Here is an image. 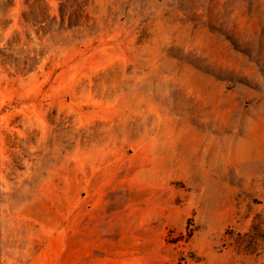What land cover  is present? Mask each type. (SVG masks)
I'll use <instances>...</instances> for the list:
<instances>
[{
	"label": "rangeland",
	"instance_id": "rangeland-1",
	"mask_svg": "<svg viewBox=\"0 0 264 264\" xmlns=\"http://www.w3.org/2000/svg\"><path fill=\"white\" fill-rule=\"evenodd\" d=\"M0 264H264V0H0Z\"/></svg>",
	"mask_w": 264,
	"mask_h": 264
}]
</instances>
